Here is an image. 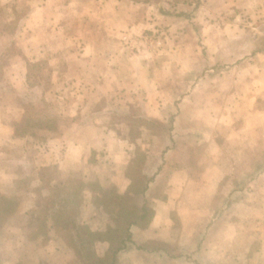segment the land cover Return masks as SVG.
Returning <instances> with one entry per match:
<instances>
[{
    "label": "crops",
    "instance_id": "crops-1",
    "mask_svg": "<svg viewBox=\"0 0 264 264\" xmlns=\"http://www.w3.org/2000/svg\"><path fill=\"white\" fill-rule=\"evenodd\" d=\"M263 26L264 0H0V97L6 96L0 98V157L11 160L4 152L10 147L15 150L11 156L20 159L16 152H28L34 140L30 155L35 161L43 151L39 135L51 148L47 162L37 161L30 173L14 176L0 170V183L10 187L19 177H30L36 185L46 174L52 186L64 183L81 190L76 220L59 211L48 213L43 238L30 236L25 225L26 212L38 210L36 194L15 188L28 200L0 230V264H83L78 244L68 243L76 241L75 225L106 231L111 220L98 199L129 197L136 189L137 149L144 160L140 175L147 179L144 198L154 214L149 224L130 227L131 240L117 253L116 264H232L235 249L242 256V244L238 250L234 242L247 236L243 222L250 203L259 229L256 262L264 264L263 191L248 189L264 179L258 167L264 160V107L259 103L264 41L257 36ZM159 27L177 34L165 48L169 56L147 61L128 55L123 34ZM197 30L205 35L202 42ZM248 33L255 34L251 40ZM43 62L52 81L43 86V95L63 99L62 105L48 106L57 127L39 130L36 137H17L13 124L27 114L22 89L31 87L32 63ZM218 77L223 78L221 89ZM107 83L112 86L104 94ZM134 98L137 103L126 104ZM167 111H172L173 130L163 129L159 136L147 134L151 128L145 126L135 139L121 137L109 120L117 112L150 122ZM233 160L256 163L233 175ZM54 166L55 174L45 173ZM237 192L240 196L232 200ZM37 193L39 200L40 193L54 192L50 186ZM229 209L239 211L238 226L219 215ZM59 226L63 232L69 227V233ZM109 249L108 241L95 243L101 259Z\"/></svg>",
    "mask_w": 264,
    "mask_h": 264
},
{
    "label": "rangeland",
    "instance_id": "rangeland-1",
    "mask_svg": "<svg viewBox=\"0 0 264 264\" xmlns=\"http://www.w3.org/2000/svg\"><path fill=\"white\" fill-rule=\"evenodd\" d=\"M12 23H10V25H8L9 30H13V27L11 25ZM256 28H261L260 25H257ZM163 28L159 27L156 28L155 30H146L144 32L141 33H132V34H123L122 36V42L124 45V49L127 50L128 55L132 56H136L138 58H143L147 61L152 60V59H159L162 56H169L166 51L165 48L169 47L168 49H170V45L172 44L173 40H176V35L177 34H171L170 32L164 31L162 30ZM264 29V26H263ZM184 31L186 32L184 36H187L188 31L186 30V28H184ZM252 32H257L255 30H253ZM263 34L259 35V32L257 34V36H262V40L264 41V31L262 32ZM196 39H198L200 42H202L205 38V35L202 33H199L198 30L196 31ZM254 33L253 34H249L248 33V38L249 40H251L254 37ZM180 36V35H179ZM218 37H222L220 38L221 40L223 39L222 35H219ZM218 37H215V41L218 42ZM256 39V38H255ZM205 42V41H204ZM201 45L204 46V43H202ZM217 51V50H215ZM206 54V53H205ZM33 65L30 66L29 69V74H30V80L29 83L31 84V87L26 88L25 91L22 92H27V98L24 100V107L27 108V114L29 116H31L33 119L31 120V122H34L33 120H36V118H39L41 116H43L46 112H48L49 108L48 106H50V103H57L58 105H62V101L63 99L61 97H59L58 95L53 96L52 98L50 97H45L44 94V87L46 85H50L52 83V81H50V76L51 73L50 70H48V64L46 62L43 63H32ZM219 66H216V68ZM221 67V66H220ZM208 68H206L205 70H207ZM220 69V68H219ZM204 70V71H205ZM203 71V72H204ZM206 72L204 73H200L198 78L202 77L203 75H205ZM197 78V79H198ZM10 80L6 79V83L9 85ZM134 81L136 82V80L134 79ZM220 84L221 86L219 87V89L222 88L223 86V78L218 77L217 78V82L216 84ZM16 84V82H15ZM136 84H133V86H135ZM17 86V84H16ZM44 86V87H43ZM112 86L111 83H107L106 85H104L103 89L101 90V92L107 91V89H110ZM132 86V87H133ZM142 87V84L140 83V88ZM216 87V85H215ZM56 89V93L60 94L61 93V89L62 86H55ZM18 90H20V88L18 87ZM21 91V90H20ZM1 96V93H0ZM97 96V95H96ZM1 98V97H0ZM3 101H5L6 96L1 98ZM264 97L261 99L259 98V103H260V107H264ZM50 100V101H49ZM104 100V105H105V97L103 98ZM103 100L101 103H103ZM137 103V101L132 99L128 100L126 102V104H135ZM168 108V106L166 107ZM154 113H152L153 115ZM172 111H167V115L163 116V118L160 116V114H157L158 117H152V120L150 122L148 121H139L138 119H133L131 117H129L126 114L123 113H114L111 114V116L109 117V120L113 123L112 124L114 130H118L119 135L122 137H130L131 139H135L138 135L142 134L144 130L147 129H143L141 130V128L148 126L150 127V131L147 130V134L151 133V135H156L159 136L157 134H161L163 131V129H166V131H170L171 129L173 130V127L171 128V124H172V118L173 116H171ZM263 116V125L260 127L262 133L264 134V114H262ZM121 123H126L123 127V125H121ZM117 124V125H116ZM234 130H231V132ZM221 135L224 134V130L220 131ZM235 134H232L231 140H233ZM264 136V135H263ZM37 139V138H36ZM236 139H239L238 137ZM235 139V140H236ZM39 142H43V145L41 147V149H43L42 151V156L41 157H34L36 158L35 161L31 160V153L30 152V147L35 144L34 140L31 142H29V144L27 145V147L29 148L28 152H16V153H20V159L17 157L15 158V156H11L12 152H15L14 148H10L8 147L7 149L4 150V152H8V158L11 159L9 161H5L3 157H0V170L3 171H10V174L12 175H21L23 174L22 172H27L30 173L32 171V169H34V167L37 166V161L39 162H44L46 163V156L47 153L51 151L50 145L47 142L46 138L44 136L39 135L38 138ZM139 147V146H137ZM27 148V149H28ZM132 148H134L132 146ZM40 150V149H37ZM133 151V150H132ZM140 150L137 149L136 150V156L137 158L135 159V164H134V176L135 178H137L138 182L136 181L135 184H137L136 189H141L142 186L145 184L146 182V178L145 176H141V169H142V165H143V153L139 152ZM54 153H56V150L53 151ZM26 154V155H25ZM3 155V154H2ZM13 159V160H12ZM56 159V158H55ZM233 166H231L233 168V175L235 173L240 172L241 170H248L249 167H251V164L253 165V163H256L254 161H240V160H233ZM57 166V165H56ZM56 166L54 167H50L47 168L46 170H52L49 171L50 174H55L57 169ZM264 169V160L263 163L261 165H258V167H260ZM2 174V173H0ZM1 177L2 175H0V181H1ZM239 178V177H238ZM237 177H233V179H238ZM249 179V178H248ZM2 182V181H1ZM263 183H253L254 185H250L248 187V189H251L252 192H254L255 190H257L256 188L259 187L262 188L261 190L263 191V193H261V195L264 196V179L262 181ZM34 181L32 178H22L19 177L17 180L12 181V185L10 187H3L2 184L0 183V189L1 190H8L10 189H20V187H24V188H34L33 186ZM242 184V183H241ZM248 184H250L249 182L246 183V185L244 187H246ZM250 191L249 194H251L252 192ZM9 192V191H8ZM57 195V193H56ZM110 196V195H109ZM240 196V193H233L232 196L230 197L232 200L237 199V197ZM52 200H55L56 197H50ZM228 200V199H227ZM37 204L41 205V199H37ZM254 206L252 205V203H250L249 207L247 208V214L249 215L248 219L245 220L243 222V224L247 227V236H242L241 241H237V239L234 242V246L235 248H239V243L242 244V256L239 257V251L237 252L236 249L234 252L237 253L236 257H233V263L232 264H257L256 262V255L255 253L257 252L258 249V239H257V233L259 232V229H257L256 226H254V221H255V216H256V210L253 208ZM238 214L239 211L235 210V209H229L228 212H226V215L223 214V212H221V214L219 213L220 216H224L226 222L231 220L232 224L238 226ZM34 216V215H33ZM33 216L31 214V210H29V212H26L25 215V225L28 228L29 227V232H31V230H36L37 225L34 223L31 225L30 222H32ZM236 219V220H235ZM61 228V231L64 229L62 228V226H59ZM238 228H233V232H237L238 233ZM14 232V231H13ZM84 232L88 233L86 235L89 236V231L88 230H84ZM243 232H245V230L243 229ZM63 234H67L69 233V227L67 228L66 232H63ZM234 237V236H233ZM70 245H72L73 243H76V241L74 239H71L68 242ZM245 243L246 248L243 247V244ZM102 247L99 248V250H101ZM239 250V249H238ZM244 250H246L244 252ZM72 264H79V262H74Z\"/></svg>",
    "mask_w": 264,
    "mask_h": 264
},
{
    "label": "trees",
    "instance_id": "trees-1",
    "mask_svg": "<svg viewBox=\"0 0 264 264\" xmlns=\"http://www.w3.org/2000/svg\"><path fill=\"white\" fill-rule=\"evenodd\" d=\"M32 119L26 114L21 122H14V135L17 137H36L39 130H54L57 127V119L51 117L47 112L33 120L34 122H31ZM49 171L45 170V173L50 175ZM50 180L51 178L45 174L40 178L39 184L33 185V189L20 187L27 191L28 196L36 194V200L39 197L37 192L42 191L43 188L51 186V192H54L48 197L41 196L40 193L41 205L38 204V210H31L34 220L30 223L33 226L35 223L37 228L31 230L30 236H42L43 238L48 236V226L43 222V216L48 213L59 211L71 217L72 220L77 218L81 190L78 187H68L64 183L52 186L49 184ZM145 190L146 187L133 189L129 197L107 194L98 199L99 204L102 205L103 210L111 220L106 231H91L88 226L75 225L76 243L82 253L83 264H116L117 253L125 248L127 242L131 240L130 227L133 224H149L154 214L144 198ZM50 197H56V199L52 200ZM23 200H28V197L25 196L22 199L15 189L11 191L10 189L6 191L0 189V230L13 220ZM84 230L89 231V236ZM100 240L108 241L110 244V249L104 259L98 257L95 251V243Z\"/></svg>",
    "mask_w": 264,
    "mask_h": 264
}]
</instances>
